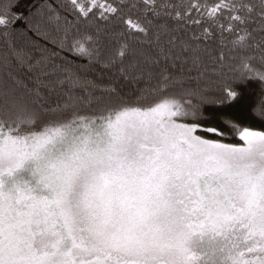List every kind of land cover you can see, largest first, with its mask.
Returning <instances> with one entry per match:
<instances>
[{
    "label": "snow or ice",
    "instance_id": "obj_1",
    "mask_svg": "<svg viewBox=\"0 0 264 264\" xmlns=\"http://www.w3.org/2000/svg\"><path fill=\"white\" fill-rule=\"evenodd\" d=\"M65 6L128 39L101 52L51 5L25 18L0 0V264H264V130L200 122L264 85V0ZM19 20L55 25L61 49L74 30L69 50L117 66L137 103L16 47ZM252 112L264 122V98Z\"/></svg>",
    "mask_w": 264,
    "mask_h": 264
},
{
    "label": "trees",
    "instance_id": "obj_2",
    "mask_svg": "<svg viewBox=\"0 0 264 264\" xmlns=\"http://www.w3.org/2000/svg\"><path fill=\"white\" fill-rule=\"evenodd\" d=\"M103 2V0H101ZM116 3L117 0H112ZM211 2V0H210ZM49 4L56 11L60 12L62 16H66L69 21L74 22L75 28L80 30V33H88L93 37V41L86 44L85 47H96L103 52L109 46H111L117 40L128 39L127 33L123 37L117 34L118 29L114 24L104 21L103 19H91V20H77L76 15L69 11L65 6V0H16L15 12L21 14L27 18L31 13L35 12L41 6ZM12 40L16 47L24 48L35 52L37 47L44 48L47 54L57 63L67 68L69 72L79 74L82 78L94 82L100 86H115L119 92L118 97H113V102H124L128 104H135L139 98V88L141 85H134L125 81L119 74L117 66L105 67L102 60V56L96 59L89 60L87 56L81 54H74L69 50L72 37L75 35V31L69 32V38L65 42V46L61 49L57 43L53 41H59L63 35V31H57L55 25H48V35L37 37L33 32L27 29V25L24 20L15 22L11 29ZM54 54V55H53ZM244 97V103L242 106H205L203 114L206 119L200 122L205 127H224L222 118L233 119L243 125H248L260 130H264V122H262L252 112L254 105L264 98V85L258 81H248L244 84L237 86ZM97 95L101 94L99 89L94 90ZM178 92V86L174 90ZM159 96H149L147 103H151L158 99ZM49 119L48 116L44 117V120ZM201 135L208 136L209 138H215L209 136L207 133H200ZM226 142L236 143L238 141L235 138L229 139Z\"/></svg>",
    "mask_w": 264,
    "mask_h": 264
},
{
    "label": "rangeland",
    "instance_id": "obj_3",
    "mask_svg": "<svg viewBox=\"0 0 264 264\" xmlns=\"http://www.w3.org/2000/svg\"><path fill=\"white\" fill-rule=\"evenodd\" d=\"M230 143H233V142H230ZM237 143V142H236Z\"/></svg>",
    "mask_w": 264,
    "mask_h": 264
}]
</instances>
